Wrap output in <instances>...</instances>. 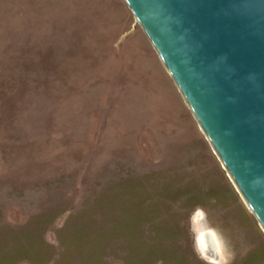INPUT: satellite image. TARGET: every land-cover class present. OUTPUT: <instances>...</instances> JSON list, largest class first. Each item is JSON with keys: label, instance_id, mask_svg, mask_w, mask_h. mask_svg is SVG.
Wrapping results in <instances>:
<instances>
[{"label": "rangeland", "instance_id": "374dc122", "mask_svg": "<svg viewBox=\"0 0 264 264\" xmlns=\"http://www.w3.org/2000/svg\"><path fill=\"white\" fill-rule=\"evenodd\" d=\"M235 185L126 0H0V264H264Z\"/></svg>", "mask_w": 264, "mask_h": 264}, {"label": "water", "instance_id": "95a60500", "mask_svg": "<svg viewBox=\"0 0 264 264\" xmlns=\"http://www.w3.org/2000/svg\"><path fill=\"white\" fill-rule=\"evenodd\" d=\"M264 228V0H126Z\"/></svg>", "mask_w": 264, "mask_h": 264}, {"label": "clouds", "instance_id": "9594fccd", "mask_svg": "<svg viewBox=\"0 0 264 264\" xmlns=\"http://www.w3.org/2000/svg\"><path fill=\"white\" fill-rule=\"evenodd\" d=\"M195 218L204 220L207 217V213L202 208H197L195 210ZM213 233L217 236L219 240L218 244V251L215 253V259L210 258V256L207 253H202L199 250L197 242L200 239V236L198 233H193V239H194V251L196 252L197 256L204 262V264H231V259H234L233 257H228L225 255L227 248H228V242L223 237L222 233L218 229H211Z\"/></svg>", "mask_w": 264, "mask_h": 264}, {"label": "bare ground", "instance_id": "6f19581e", "mask_svg": "<svg viewBox=\"0 0 264 264\" xmlns=\"http://www.w3.org/2000/svg\"><path fill=\"white\" fill-rule=\"evenodd\" d=\"M209 139V138H208ZM215 151V150H214ZM216 153V151H215ZM217 154V153H216ZM221 161V160H220ZM223 164V163H222ZM224 166V165H223ZM225 168V167H224ZM226 170V168H225ZM227 171V170H226ZM228 173V172H227ZM229 175V174H228ZM230 176V175H229ZM231 178V177H230ZM237 187V185H235ZM238 188V187H237ZM239 190V189H238ZM244 197V196H243ZM244 200H246L244 198ZM247 203V201H246ZM248 204V203H247ZM250 207V206H249ZM252 210V209H251ZM253 212V211H252ZM260 223V222H259ZM262 225V224H261ZM263 227V226H262ZM264 229V228H263ZM200 239H199V247L201 248V250L203 251V253H207L210 258H214L215 257V244H214V240L213 237L211 235L210 232H202L200 235Z\"/></svg>", "mask_w": 264, "mask_h": 264}]
</instances>
